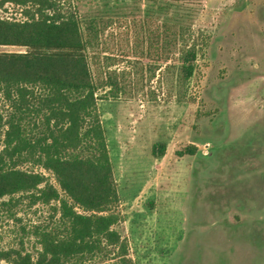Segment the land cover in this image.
Returning <instances> with one entry per match:
<instances>
[{"label":"rangeland","instance_id":"rangeland-1","mask_svg":"<svg viewBox=\"0 0 264 264\" xmlns=\"http://www.w3.org/2000/svg\"><path fill=\"white\" fill-rule=\"evenodd\" d=\"M181 1L161 17L204 44L190 79L178 54L159 59L142 44L155 0H78L84 23L112 20L90 53L94 72L122 85L99 99L123 217L116 229L134 264H264V0ZM0 15L23 18L11 3ZM10 109L0 93V115ZM190 145L194 154H180ZM14 212H0V247L37 251L33 230L50 208L26 201Z\"/></svg>","mask_w":264,"mask_h":264},{"label":"trees","instance_id":"trees-1","mask_svg":"<svg viewBox=\"0 0 264 264\" xmlns=\"http://www.w3.org/2000/svg\"><path fill=\"white\" fill-rule=\"evenodd\" d=\"M7 3L18 6L23 18L0 15V45L28 50L0 52V93L11 108L0 115V212L17 218L14 209L28 201L51 213L33 230L37 251L0 247V264H134L116 229L123 217L99 109V99L119 94L122 85L104 71L95 73L90 53L112 20L84 23L78 0H0V9ZM154 3L159 14L145 11L142 44L150 42L159 59L178 54L181 76L190 79L204 44L179 19L161 17L184 1ZM196 150L190 145L179 152Z\"/></svg>","mask_w":264,"mask_h":264}]
</instances>
